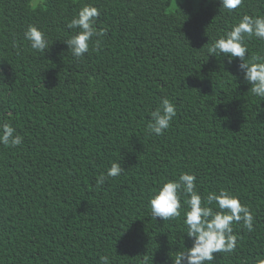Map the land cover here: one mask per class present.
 Here are the masks:
<instances>
[{"label": "trees", "instance_id": "1", "mask_svg": "<svg viewBox=\"0 0 264 264\" xmlns=\"http://www.w3.org/2000/svg\"><path fill=\"white\" fill-rule=\"evenodd\" d=\"M85 5L105 35L77 59L64 41ZM243 15L264 17V0L234 10L220 0H0V119L23 137L0 144V264H172L191 247L188 197L181 217L163 221L148 200L181 173L195 175L203 200L224 189L253 216L252 231L233 224L235 249L210 264L264 261V100L238 58L207 52ZM29 25L47 36L44 53L24 39ZM245 43L246 59H264V39ZM162 98L177 115L156 135L148 125ZM116 161L124 172L97 186Z\"/></svg>", "mask_w": 264, "mask_h": 264}, {"label": "clouds", "instance_id": "2", "mask_svg": "<svg viewBox=\"0 0 264 264\" xmlns=\"http://www.w3.org/2000/svg\"><path fill=\"white\" fill-rule=\"evenodd\" d=\"M242 0H220L227 10L240 6ZM99 10L91 5H85L69 22L68 28L79 31L64 41L72 55L77 59L89 52L93 37H102L105 30L97 29L96 18ZM264 39V17L243 15L231 30L216 39L208 47V56L227 57L228 63L238 58L239 70L244 81L250 85L254 96L264 100V59L252 57L246 59L248 52L245 37ZM24 39L30 47L44 53L49 49V41L42 30L29 25L24 31ZM99 46V40L96 41ZM2 78V77H0ZM177 115L176 106L167 98H162L159 106L151 113L148 132L162 135L169 129ZM23 143V137L4 119H0V144L16 147ZM124 170L116 161L112 162L106 174H101L96 183L103 185L109 177H118ZM193 174L181 173L176 180H168L155 190L148 200L153 220H170L181 217V194L186 195L187 208L183 211V223L187 226L186 235L191 240V247L178 251L172 264H210L214 253L232 252L237 245V237L233 234V224L242 222L249 231L253 230V216L246 205H242L237 196L221 189L219 192H209L203 200L196 186ZM214 206V207H213ZM218 209V210H216ZM100 264H111L109 256L101 257ZM264 264V261H261Z\"/></svg>", "mask_w": 264, "mask_h": 264}, {"label": "rangeland", "instance_id": "3", "mask_svg": "<svg viewBox=\"0 0 264 264\" xmlns=\"http://www.w3.org/2000/svg\"><path fill=\"white\" fill-rule=\"evenodd\" d=\"M41 0H30V5H37Z\"/></svg>", "mask_w": 264, "mask_h": 264}]
</instances>
